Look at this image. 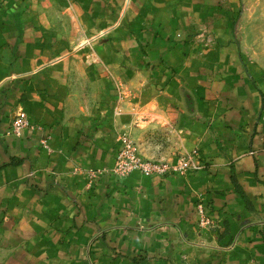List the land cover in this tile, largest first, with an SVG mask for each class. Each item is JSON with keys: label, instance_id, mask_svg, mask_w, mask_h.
<instances>
[{"label": "crops", "instance_id": "crops-1", "mask_svg": "<svg viewBox=\"0 0 264 264\" xmlns=\"http://www.w3.org/2000/svg\"><path fill=\"white\" fill-rule=\"evenodd\" d=\"M197 3L0 0V264H264V75L255 70L256 89L231 62H185L193 19L209 14ZM133 70L146 79L132 85ZM121 80L141 93L119 118ZM185 80L203 93L192 112L180 106ZM19 109L42 133L6 135ZM134 119L183 134L185 150L200 146L211 159L207 169L92 184L75 172L111 169L117 128ZM197 193L217 228L198 229Z\"/></svg>", "mask_w": 264, "mask_h": 264}, {"label": "rangeland", "instance_id": "rangeland-1", "mask_svg": "<svg viewBox=\"0 0 264 264\" xmlns=\"http://www.w3.org/2000/svg\"><path fill=\"white\" fill-rule=\"evenodd\" d=\"M194 1L199 4L203 0ZM206 2L208 3L207 6L209 8L207 12H209V14L206 16L205 20L203 19L204 16L202 14H200V18H194L193 25L190 26L192 29L189 30L190 36H187L184 39L189 44L188 53L185 54L184 57L186 60L185 62L190 63L193 61H206V63H210L212 65H214L213 60H217L225 65L231 62L233 64V68L237 65L240 66V68L242 67L243 77L247 78L248 82L252 84L254 88L258 89L257 82L259 77L257 75L255 76V70L262 72L264 75V0H205V3ZM204 8L206 9L205 6ZM107 34L108 33L105 31L92 38H79L77 40L76 47H74L75 51L73 52L76 53L77 51L83 49V47L93 48L94 43L97 40L101 42L107 38ZM226 49L232 54L224 55V51ZM81 56H75L78 64H82V61L80 60ZM209 56L211 58L208 60ZM77 72L78 71H70L68 74L69 78L71 77L70 82L72 84L75 83ZM222 72L223 71L220 72V69L213 70L214 76L212 84L214 82L221 81L219 79L216 80L215 76H221ZM85 75H83V79L89 81V77ZM143 76L144 75L139 71L133 70L132 85L137 82L140 83L142 80L146 79V77ZM178 76L181 80H184L183 76ZM123 80L119 81V84L117 85L116 96L117 99H119L118 102H115L116 107L113 109L116 116H119V118L124 114V101L128 102L130 99L134 100V97L139 96L141 93L138 85L136 92L135 90H132L135 89L132 88V85L130 87L127 82L124 83L125 80ZM183 83H185L182 87L183 90L181 91L183 104L180 106L182 109L184 107L185 110L192 112L197 108L198 99L201 95H203V93L198 92V90L193 92L191 90V84L187 83L186 80L183 81ZM213 95H217L214 93V89ZM204 96L207 95L205 94ZM215 98L216 101H219L220 99H223V96L220 95V98L217 96ZM22 111L25 112L24 110L19 109L13 114L9 132L6 134L7 136L17 137L15 136L16 134L12 133V124L14 118ZM139 120L140 119H134L131 121V124L124 122L120 123L117 128V138L119 142L125 138L132 141L142 159L161 163L164 162L171 165H178L182 160H184V162L188 163L187 171L183 175L173 173L174 175L177 174L180 176H186L187 174L197 173L207 169L208 160L210 161L211 159L206 156L200 146L185 150L182 146L183 142L180 138L183 134L179 132L172 133L171 129H147L145 126V129H143L144 127L137 124ZM133 124L138 126H135V129L138 128L137 133H135L136 131L134 129L128 128ZM32 125L34 128H31V130H37L42 133L43 127L41 125ZM139 127H141L140 131ZM142 131L145 132L141 134ZM23 132L24 131H22V133ZM171 138H175V140H172ZM50 141L51 137L43 136L40 144L43 150L49 154H53L54 150L50 147ZM169 159H174V163L168 162ZM75 172H83L89 178V184H92L99 176L109 174L112 175L111 169L93 170L88 168H77ZM94 173H96V176H94ZM202 194L203 193L196 194L197 202L195 204V209L197 227L199 230L215 229L219 223L215 222L208 216L207 210H205L207 208V199ZM200 206L204 208V214H200ZM207 219L209 220V225L203 226V220L207 222Z\"/></svg>", "mask_w": 264, "mask_h": 264}, {"label": "built area", "instance_id": "built-area-1", "mask_svg": "<svg viewBox=\"0 0 264 264\" xmlns=\"http://www.w3.org/2000/svg\"><path fill=\"white\" fill-rule=\"evenodd\" d=\"M34 128L30 122L29 116L26 112H19V114L14 118L12 124V133L15 136L20 137L22 131ZM121 147L115 158V162L112 170V175L117 179H124L130 176L133 172H139L147 177H158L166 178L167 176L177 173L183 175L188 169V163L182 160L178 165H171L164 162L148 161L142 159L138 154L137 149L132 141L125 138L121 141ZM96 176V173H94ZM206 210V209H205ZM204 208L200 206V214H204ZM203 220L202 225H209V220L207 222Z\"/></svg>", "mask_w": 264, "mask_h": 264}, {"label": "trees", "instance_id": "trees-1", "mask_svg": "<svg viewBox=\"0 0 264 264\" xmlns=\"http://www.w3.org/2000/svg\"><path fill=\"white\" fill-rule=\"evenodd\" d=\"M245 201H247L246 198H245Z\"/></svg>", "mask_w": 264, "mask_h": 264}]
</instances>
